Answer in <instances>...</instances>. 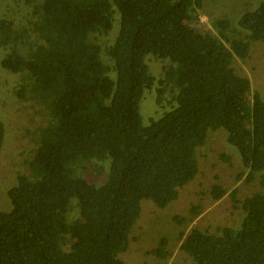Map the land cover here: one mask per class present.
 I'll list each match as a JSON object with an SVG mask.
<instances>
[{
	"label": "trees",
	"instance_id": "16d2710c",
	"mask_svg": "<svg viewBox=\"0 0 264 264\" xmlns=\"http://www.w3.org/2000/svg\"><path fill=\"white\" fill-rule=\"evenodd\" d=\"M12 3L31 19L0 20L1 65L23 74L18 97L48 123L8 191L11 209L0 208V264H125L141 199L163 207L177 198L199 172L196 150L210 129L223 128L238 149L244 182L259 173L264 183V98L239 101L250 81L233 65L264 39V0L235 22L211 18L209 30L197 26L202 0ZM115 28L109 64L98 35ZM149 54L162 62L158 79ZM156 83L164 110L144 123L140 102ZM4 134L0 121V148ZM210 190L214 201L227 191ZM240 201V227H192L180 249L197 264H264V192ZM165 243L153 253L170 255Z\"/></svg>",
	"mask_w": 264,
	"mask_h": 264
},
{
	"label": "rangeland",
	"instance_id": "374dc122",
	"mask_svg": "<svg viewBox=\"0 0 264 264\" xmlns=\"http://www.w3.org/2000/svg\"><path fill=\"white\" fill-rule=\"evenodd\" d=\"M13 1L0 0V20L10 18L13 13L16 21L30 20V11L22 4L12 3ZM260 1L263 0H202L197 26L201 30H209L210 19L219 17H229L235 22L237 17L254 9ZM115 33L116 28L98 35L103 46V59L109 64L111 60L104 47L114 40ZM4 53L5 50L0 47V121L5 129L0 148V208L10 210L8 191L17 184V175L27 170V160L37 146L40 129L48 120L39 111L40 106L34 100L18 97L15 90L19 89L23 74L14 73L1 65ZM146 62L158 79L162 62L154 59L151 54L146 56ZM233 65L246 73L250 81L242 90L239 101L247 102L254 91L264 98V39L253 44L251 53L244 62L236 58ZM113 73L111 71L110 75L115 77V72ZM155 86L158 84L145 91L140 102L144 123L164 110L156 102ZM226 136L223 128L208 131L205 143L196 150L199 172L178 189V196L174 201L161 207L150 199H141L140 213L129 233V246L120 254L125 264H197L187 252L180 249L182 238L192 227L214 232L220 226H241L243 213L240 200L255 192H264V183L261 182L259 173H255L250 182H244L247 169L238 149L227 142ZM224 154L228 156L227 159ZM215 184L227 190L217 201L211 198L210 193L211 186ZM234 188L237 191L233 197L231 192ZM194 205H199L200 211L197 214L190 213ZM181 216L194 219L178 223L175 218ZM162 238L166 239L165 250L170 252L166 257L153 253L154 249L161 246Z\"/></svg>",
	"mask_w": 264,
	"mask_h": 264
}]
</instances>
